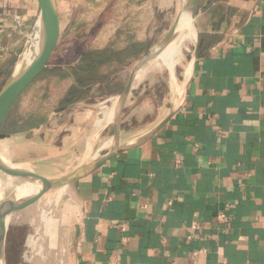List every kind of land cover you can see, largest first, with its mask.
Masks as SVG:
<instances>
[{
	"label": "crops",
	"instance_id": "obj_1",
	"mask_svg": "<svg viewBox=\"0 0 264 264\" xmlns=\"http://www.w3.org/2000/svg\"><path fill=\"white\" fill-rule=\"evenodd\" d=\"M90 1L73 0H106ZM38 13L36 0H0L5 71ZM192 25L178 101L142 128L122 117L125 149L70 183L58 264H264V0H197Z\"/></svg>",
	"mask_w": 264,
	"mask_h": 264
},
{
	"label": "rangeland",
	"instance_id": "obj_2",
	"mask_svg": "<svg viewBox=\"0 0 264 264\" xmlns=\"http://www.w3.org/2000/svg\"><path fill=\"white\" fill-rule=\"evenodd\" d=\"M62 1L57 46L46 68L20 95L0 128V155L50 178L97 156L96 149L113 132V112L104 122L101 107H109L114 98L117 104L130 71L159 43L185 0H106L78 8L73 0ZM159 4L170 6L161 9ZM34 21L33 15L32 27ZM181 32L177 29L170 42L177 41ZM191 49L188 37L178 48V56L165 57L166 50L144 68L145 75L134 81L130 104L122 111L124 126L142 128L178 101ZM4 63L0 60V88L15 68L13 64L5 71ZM158 63L162 67L154 69ZM45 158L55 162L36 163ZM18 179L14 186L24 181ZM70 185L47 190L12 214L5 264H58L60 232L74 221L69 214L74 209ZM11 189L6 188L3 196Z\"/></svg>",
	"mask_w": 264,
	"mask_h": 264
},
{
	"label": "water",
	"instance_id": "obj_3",
	"mask_svg": "<svg viewBox=\"0 0 264 264\" xmlns=\"http://www.w3.org/2000/svg\"><path fill=\"white\" fill-rule=\"evenodd\" d=\"M39 6L38 17L26 36L24 46L17 57L15 68L9 78L0 88V128L3 125L6 116L20 95L27 87L36 79V77L46 68L50 56L57 46L60 36V18L57 0H36ZM197 0H185L177 14L175 20L161 38L148 53H146L133 67L128 75L126 83L119 94V99L115 105L114 116L112 120V138L109 148L102 154L93 157V159L79 164L71 171L50 178L26 169L7 164L0 155V169L6 174L25 180H31L37 184V189L28 195L16 197L11 192L0 199V264H5V242L8 231L10 217L14 212L31 203L43 192L65 187L68 184L80 179L90 173L107 160L118 155L123 149L120 145V120L121 114L125 107V102L131 92L134 81L141 71L146 68L153 60H155L171 41L174 33L178 29V25L185 15L189 16L192 21V16ZM30 36L36 37V48L32 53L31 58L17 68V64L21 59ZM175 110L169 111L165 117L160 120L152 129L146 133V138L153 136L159 131L164 124L172 117ZM54 159L45 158L36 163L52 164Z\"/></svg>",
	"mask_w": 264,
	"mask_h": 264
},
{
	"label": "bare ground",
	"instance_id": "obj_4",
	"mask_svg": "<svg viewBox=\"0 0 264 264\" xmlns=\"http://www.w3.org/2000/svg\"><path fill=\"white\" fill-rule=\"evenodd\" d=\"M178 29H180V32L182 31L181 32V35H179L180 36L179 39L177 41H174L173 43L169 42L167 44V46L165 47L164 51L155 59V61L160 56H162L165 53V51L167 50V48H168V46L170 44H171V46L167 50V52L165 53V57H168V55H173V56L176 55V52H179V51H177L178 48H180V46L183 43V41L185 39H187L188 37H191V40L193 41V38H194V31H193V29L194 28H193L192 21H191V19H190L189 16L185 15L183 17V19H181V21H180V23L178 25ZM35 48H36V37L35 36H30L29 41H28V44H27V47H26V49H25V51H24L21 59L19 60V62L17 64V68H19L20 65H22L25 62H27L31 58V55L35 51ZM176 56H178V55H176ZM159 63H158L157 66H155L154 69H160V67H162ZM162 65H164V64H162ZM143 71H144V69L141 71V75H142V73H144ZM115 103H116V99L114 98L112 100V103H111V105L109 107H104L106 105H104L102 107L100 106L101 107L100 110H102V117L101 118L104 120V122L106 120H108L107 119L108 118L107 115H109V113L111 111L113 112V116H114L115 105H116ZM2 156L3 155H1V158L3 159V161H5L9 165H13L10 161L5 160V158H3ZM17 165H19V164H17ZM13 166H16V165H13ZM16 167H23V168H25L24 166H22V164H21V166L19 165V166H16ZM7 175L8 174H6L4 171L0 174V195L2 196L1 198L4 197L3 196V191L6 188H8V187L9 188L10 187L12 188L10 192L13 195H15L16 197H22V196L31 194V193H33L37 189V184L35 182L33 183V181H31V180H29V181L28 180H25V181L21 182L19 185L14 186L15 183H16V181L19 180V179L18 178H15V177H12V176H7Z\"/></svg>",
	"mask_w": 264,
	"mask_h": 264
}]
</instances>
